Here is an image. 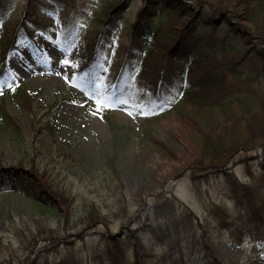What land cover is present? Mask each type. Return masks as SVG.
I'll list each match as a JSON object with an SVG mask.
<instances>
[{
	"label": "rangeland",
	"instance_id": "rangeland-1",
	"mask_svg": "<svg viewBox=\"0 0 264 264\" xmlns=\"http://www.w3.org/2000/svg\"><path fill=\"white\" fill-rule=\"evenodd\" d=\"M26 1L0 3V61L9 69L0 78V102L18 123L21 136L0 126V166L23 164L46 171L72 201L56 213L36 205L13 185L5 187L10 188L7 193L0 191V264H133L131 239L127 238L130 228H142L146 242L153 243L152 264H197L195 250L201 232L186 229L179 221L190 211L201 221L212 217L207 225L212 231L208 243L226 264H264V238L245 231L250 211L264 202V143L237 153L223 171H209L193 180L185 168L195 155L193 131L187 129L180 112L172 109L145 119L138 104L113 101L112 91L97 78L74 69V52L62 39L61 22L73 18L75 33L86 34L88 40L95 35L100 5L108 0H67L59 12L41 9V15L35 14L41 23L30 24V33L22 31L10 47L14 33L9 28L23 17ZM189 1L194 10L223 22L216 32L196 33L202 39V51L234 60L244 73L233 79L236 89L237 83L244 84L264 96V64L254 52L246 53L240 44L229 50L212 45L224 37L226 22H239L245 29L254 26L231 12L230 4L224 3L227 12L223 7L217 10L218 4L211 7L217 0ZM128 2L111 46L125 41L128 25L143 1ZM167 17L185 23L191 16L174 11ZM107 53L111 58L113 51ZM162 60L155 56L152 61ZM167 68L176 77L180 63L171 60ZM13 79L39 93L38 99L25 105L18 101L9 91ZM141 91L136 90L134 100L141 99ZM144 133L166 142L171 157L143 145L147 144L140 142ZM111 159L118 164L119 177L108 163ZM143 176H153L154 183L142 205L137 190ZM122 185L127 195L123 207L119 203ZM91 202L107 215L98 223H92L86 211ZM217 208L226 228L214 214ZM170 217L171 223L165 221ZM111 235L119 238L118 244Z\"/></svg>",
	"mask_w": 264,
	"mask_h": 264
},
{
	"label": "trees",
	"instance_id": "trees-1",
	"mask_svg": "<svg viewBox=\"0 0 264 264\" xmlns=\"http://www.w3.org/2000/svg\"><path fill=\"white\" fill-rule=\"evenodd\" d=\"M66 1L27 0L23 17L13 29L9 28V31L12 30L14 33L10 47L21 37L22 31L30 33L29 23H41L35 15H41V9L59 12L67 5ZM128 1L102 2L96 20L98 30L96 29L95 35H90L88 40L85 39L86 34L75 33L77 24L73 18L62 20L59 30L62 32L63 41L68 43L74 52L71 58L74 69L86 71L94 78L100 76L98 81L111 89L114 101L138 104L145 119L172 109L180 112L187 129L189 127L193 131L191 141L195 155L185 167L186 173L189 172L193 180L199 179L209 171H223L237 153L263 144L264 96L256 92L257 90L245 88L244 84L241 86L237 83L239 87L237 90L233 79L242 78L244 73L234 64L236 62L229 57L218 58L215 54L202 51L204 48L202 39L196 34L201 30L216 32L221 29L219 26L223 22L216 23L215 17H207L194 10L189 0H142L135 18L128 25L125 41L119 42L118 46H111L115 40L114 32L118 29L120 15L127 9ZM224 3L232 5L231 12L240 20H248L254 27L245 29L239 22L233 24L226 22L223 24L224 37L214 40L212 45L219 47L220 50H229L240 44L246 53L254 52L264 64V0H217L210 5L213 8L218 4L217 10L223 7L228 12V5ZM174 11L180 16L188 13L191 17L186 23H180L177 19L173 22L167 16L169 12ZM151 43L153 46L149 47ZM108 49L113 51L111 58L107 53L110 51ZM155 56L163 58L161 63H153ZM171 60L180 63L176 77L171 76L167 68ZM8 71L3 60L0 61V78ZM138 88L142 90L141 99L136 101L135 92ZM9 90L24 105L34 103L39 97V93L25 89L14 79L10 80ZM161 99L164 101L162 109L157 107ZM0 126L9 127L15 137H21L17 131L18 123L2 103ZM140 142H147L143 145L171 157V147L164 141L144 133ZM113 159L108 163L118 176V164ZM262 174L264 178V166ZM152 179L153 176H143L141 179V186L137 191L142 195L138 201L142 205L145 193L152 189L154 183ZM10 185L25 194L36 205L53 209L56 213L62 210V204L69 206L72 201L69 194L60 191L54 183V178L46 171L25 168L23 164L0 166V190L8 192L10 188L5 187ZM126 198L123 187L119 196L120 205H123ZM156 208L159 211V208ZM220 210L217 208L214 214L218 216L221 226L226 227L227 222H223L225 217L220 215ZM86 211H89L92 223H98L103 216H107L95 202L89 203ZM211 218L209 216L201 221L193 211H190L182 215L179 221L186 229L201 232L199 249L195 250V254L201 260L197 264H226L208 243L212 231H209L207 225ZM196 220L200 222L197 228ZM165 221L171 223V217ZM246 222L247 234L258 233L255 238H264V202L250 211ZM160 236L156 231L155 237ZM111 237L113 242L118 244L116 240L119 238L113 235ZM127 238L131 239L133 264H152L150 249H153V243L146 242L142 236V228H130ZM2 246L0 237V248Z\"/></svg>",
	"mask_w": 264,
	"mask_h": 264
},
{
	"label": "snow or ice",
	"instance_id": "snow-or-ice-1",
	"mask_svg": "<svg viewBox=\"0 0 264 264\" xmlns=\"http://www.w3.org/2000/svg\"><path fill=\"white\" fill-rule=\"evenodd\" d=\"M64 64L67 65L68 64V61L65 60L64 61ZM3 88V84H0V89ZM158 108L162 109L164 107V101L163 99H161V101L158 102V105H157Z\"/></svg>",
	"mask_w": 264,
	"mask_h": 264
}]
</instances>
